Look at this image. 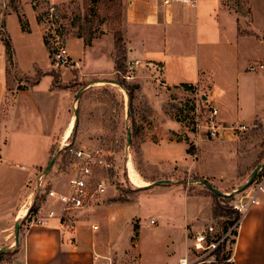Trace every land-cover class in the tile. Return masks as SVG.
I'll return each mask as SVG.
<instances>
[{"label":"crops","instance_id":"obj_1","mask_svg":"<svg viewBox=\"0 0 264 264\" xmlns=\"http://www.w3.org/2000/svg\"><path fill=\"white\" fill-rule=\"evenodd\" d=\"M247 1L249 5L243 10L242 7L227 5L224 0H196L195 3L126 0L123 34L129 60L158 62L170 86L196 84L208 72L214 76L211 71L214 65L218 75L224 77V82L217 79V74L214 77L213 86L217 92L211 101L219 110L220 121L228 126L226 130L208 141L198 138L192 151L184 141L159 144L152 160L146 151L147 165L161 167L162 162L171 165L160 173L155 171L156 176L161 177L178 166L190 175L186 182L200 186L199 191L191 192L183 184H171L174 194L184 198L187 207V213L181 220L182 228L176 237L178 255L172 262L175 264L182 255L183 246H188L190 241L188 232L184 234V227L188 228L190 224L195 230L199 229L213 215L214 196L201 181L209 180L222 192L232 193L233 198H237L240 195L234 193L235 190L248 180L264 150V68L259 67L264 63V0ZM11 18L19 21L16 14H11L7 22ZM18 27L21 38L27 40L29 34L22 30L20 22ZM14 49V62L23 72L32 75L38 67L45 72L49 70L47 59L40 63L36 57H30L25 63L18 58L15 44ZM7 55V49L0 55V246L8 245L0 249H12L14 243L15 246L6 259L0 260V264H104V261L94 259L96 253L107 254L102 243L107 234L100 232L101 220L94 215L98 213L96 208L84 210L72 224H63L58 219H51L43 226L22 223L32 198L31 187L27 185L32 178L30 175L46 171L55 154L54 144L57 141L60 150L65 131L71 122L75 126L78 118H72L66 126L69 110L65 107V89L52 87L50 75H44L30 89L13 94L6 81ZM248 71L255 74L244 84L239 76ZM230 76L233 78L231 82L228 80ZM10 93L12 97H9ZM24 99L29 100L26 102ZM36 119L42 125L41 131L27 127ZM16 123L24 125L21 130L15 129ZM253 123L257 127L246 130L248 134L245 136L243 131L231 129L239 124L250 126ZM18 137L32 142L44 138L46 147L41 160L27 163L22 154L14 153L11 146ZM214 154L218 157L215 171L210 165ZM195 176L200 180H194ZM259 199L260 202L239 220L235 240L227 254L228 260L222 264H264V191ZM202 200L209 205V213L205 215L194 210ZM117 206L111 204L103 209L110 210L104 216L109 217L105 224H116L113 210ZM154 217L158 221L159 217ZM17 221L20 222L18 243L15 236ZM145 223L149 227L154 226L150 221ZM95 224L100 227L93 229ZM116 235L118 233L114 232L112 236L117 237L116 244H126L122 233L119 237ZM10 241L12 245H9ZM167 255L171 258L169 253ZM168 263L171 262L166 261L165 264Z\"/></svg>","mask_w":264,"mask_h":264},{"label":"rangeland","instance_id":"obj_2","mask_svg":"<svg viewBox=\"0 0 264 264\" xmlns=\"http://www.w3.org/2000/svg\"><path fill=\"white\" fill-rule=\"evenodd\" d=\"M224 1L227 5L242 7L243 10L249 5L247 0ZM119 5L121 8L117 10ZM125 5L126 0H97L96 3L91 0H0V55L7 49L6 41H10L12 54L7 51L5 70L7 86L13 94L25 88L30 89L36 78L50 75L52 87L65 89V107L69 110L66 126L72 118H76V111L78 112L75 126L61 149H58L57 141L54 144V156H57L55 166L48 172L45 171L50 182L58 186L67 183L73 162L69 146L92 148L101 144L112 151L114 167L109 174L110 185L100 200L86 210L96 208L95 212H98L94 215L101 220V227L98 226L100 232L107 234L102 241L107 253L114 254L119 264L172 263L177 259L176 237L182 228L181 220L187 213V207L185 199L174 194V186L171 184H183L191 192L199 191L200 186L186 182L190 175L178 166L172 167V170L161 177L156 176L155 173H160V170L171 168L170 163L162 162L161 167L150 166L145 162V155L147 151V157L152 160L155 147L159 144L184 141L190 150H194L198 138L201 137L203 141L214 139H208L205 134L212 124L211 114L216 107L211 97H216L217 90L213 83L218 73L214 65L211 70L214 76L210 72H204L205 77L196 84H188L187 87L183 84L170 86L158 62L129 60L127 45L124 51L115 47L117 31L122 32L124 39ZM11 14L21 17L20 26L29 34L27 40L21 38L18 27L20 21L17 18H11L7 22ZM92 37V44L86 45V41ZM14 44L22 62L27 63L30 57H36L40 63L48 60L49 70L45 72L38 67L32 75L20 70L14 62ZM60 48H66L68 52L65 65H58L54 60V54ZM117 61L123 65L121 70L120 67L118 69ZM251 72L240 75L239 80L244 84L248 83L255 74ZM217 79L224 82L223 76L218 75ZM228 80L231 82L233 78L230 76ZM63 84L65 87L61 86ZM132 86L137 88L132 90ZM130 90L133 92L132 96ZM79 92L81 94L77 99ZM9 97H12L11 93ZM24 100L28 102L29 99ZM37 119L35 123L27 125L28 129L32 127L34 130H42ZM215 119L220 120L219 115ZM20 123H16L15 129L21 130L24 125ZM245 132L244 136L248 134ZM45 145L44 138L32 142L18 137L14 139L11 149L14 153L22 154L23 159L30 163L41 160ZM217 158L214 154L210 161L214 171L217 169ZM129 161L133 162L147 185L137 186L131 182L127 166ZM150 163L156 164L155 161ZM30 177L32 178L27 185L32 187L36 175L33 173ZM160 179H169L171 182L149 186ZM163 186L171 187L166 189ZM229 201L231 200L222 204L229 205ZM111 204L114 207L118 205L113 207L117 221L112 225L105 224L109 217H104L110 210H103ZM215 208L213 203V215L207 220V224L214 220L217 230H221L222 224L234 214ZM194 210L199 215H205L209 213V205L202 200ZM154 216L159 217L158 221ZM149 221L153 227L146 225L145 222ZM22 223L28 225L25 219ZM135 226L139 228L137 234ZM187 227L183 229L184 234L188 232L191 237L195 229L190 224ZM114 232L118 233V237L122 233L126 244H116L117 237H112ZM234 240L235 235H230L227 247H231ZM191 244L189 241L188 246H183L181 257L187 253ZM9 245H12L11 241ZM12 249L5 250L1 256L3 260L11 254ZM228 252L229 249L226 254ZM167 253L171 258H168Z\"/></svg>","mask_w":264,"mask_h":264},{"label":"built area","instance_id":"obj_3","mask_svg":"<svg viewBox=\"0 0 264 264\" xmlns=\"http://www.w3.org/2000/svg\"><path fill=\"white\" fill-rule=\"evenodd\" d=\"M169 3L172 0H163ZM191 1L196 0H180ZM68 59L66 48H60L54 54L56 64L65 65ZM138 63V62H136ZM264 68V63L259 64ZM251 69H255L251 67ZM207 98V97H206ZM219 110L214 107L212 111L211 125L206 131V136L218 137L228 126L218 118ZM257 127L256 123L239 124L232 126L231 129L243 131ZM61 149V148H60ZM69 151L73 157L71 163V173L66 184L54 185L48 180L45 171L35 172L36 179L31 187V202L28 206L25 220L29 226H43L49 223L51 219H58L63 224H72L75 217L89 208L93 203L100 200L110 185L111 169L114 167L113 153L103 145L96 147L78 148L69 146ZM1 157V156H0ZM1 160V158H0ZM25 169L24 166H22ZM264 191V170L257 176L255 181L246 190L239 193V197L231 199L229 206L235 212L240 214V218L228 230H224L222 224L221 230H217L214 220L203 223L199 229L193 230V235L189 237L192 242L187 253L180 257L178 264H219L220 256L227 255V241L230 235L236 237L237 227L241 217L254 205L260 202L259 195ZM93 229H98V225H93ZM98 262L104 261V264H119L112 253H96L94 256Z\"/></svg>","mask_w":264,"mask_h":264},{"label":"trees","instance_id":"obj_4","mask_svg":"<svg viewBox=\"0 0 264 264\" xmlns=\"http://www.w3.org/2000/svg\"><path fill=\"white\" fill-rule=\"evenodd\" d=\"M119 1L121 2V0H119ZM91 2H92V3H96L97 0H91ZM117 7H118V8H117ZM117 7H116V9L118 10V9L121 8V5H119V6H117ZM92 10H94V7H92ZM119 16H120V13H119ZM19 21H20V23H22L21 17L19 18ZM92 40H93V37L90 38L89 40H87V41H86V45H91V44H92ZM5 46H6L8 52H10V51L12 50V45H11L10 41H6ZM115 47L117 48V50H123V51L126 50L125 40H124L123 37H122V32H121V31H117V32H116ZM10 53H11V52H10ZM125 53H126V52H125ZM11 54H12V53H11ZM117 65H118V69H119V67H120L119 70H121V68L123 67V65L121 64L120 61H117ZM40 79H41V78H39V77L36 78V79L34 80V82L32 83V86H31V87H33V86H35L36 84H38L39 81H40ZM183 85L186 86V87L189 86L188 84H183ZM61 86H62V87H63V86L65 87L64 84L61 85ZM134 88H137V86H132V87H131L132 90H133ZM25 89H26V88H25ZM130 95H131V96L133 95V92H131V90H130ZM189 151H192V150H190V148H189ZM262 162H264V150L262 151L261 156H260V159L257 161L256 166H258V165L261 164ZM263 170H264V169H263ZM263 170L259 172L258 176L261 175V173L263 172ZM194 180H200V178H198V177L195 176V177H194ZM209 190H210V189H209ZM210 192H211L212 195L214 196V207H216L215 210H220L221 212H224V211H225V212H228V213L232 212V213L234 214L233 217L230 218L229 220H227V222L224 224V230L226 231V230H228L232 225H234L235 222H237V220L240 218V214H239L238 212H235L234 210H232V209H231L229 206H227L226 204H222V203L226 202L227 200H231V199L233 198V194H231V195H227V196H222V195L215 194L212 190H210ZM134 231H135V233L137 234L138 231H139V228H138L137 226H135V227H134ZM235 233H237V232H235ZM4 253H5V252L0 253V260H3V257H1V256H2ZM227 260H228L227 255L220 256V263H219V264H222V263H224V262L227 261Z\"/></svg>","mask_w":264,"mask_h":264},{"label":"water","instance_id":"obj_5","mask_svg":"<svg viewBox=\"0 0 264 264\" xmlns=\"http://www.w3.org/2000/svg\"><path fill=\"white\" fill-rule=\"evenodd\" d=\"M81 92H79L77 94V99L78 97L80 96ZM78 117V112L76 111V118ZM131 139V136H130V132H129V141ZM56 158L57 156H53L51 158V160L49 161L48 165H47V168H46V172H48L52 166L54 165L55 161H56ZM264 169V162H262L261 164H259L258 166H256L252 172L250 173V176L248 178V180L241 184L236 190L234 193H241L243 192L244 190H246L249 186L252 185V183L255 181V179L257 178L258 174L260 171H262ZM171 180L169 179H160V180H156L154 182H152L149 186H154V185H162V184H167V183H170ZM201 183L206 186L208 189L212 190L215 194H218V195H222V196H227V195H231L232 193L230 194H226L224 192H222L221 190H219L218 188H216L215 186H213L210 182L206 181V180H202ZM19 230H20V222L17 221L16 224H15V236H16V243L19 242ZM6 248H2L0 249V253L3 252Z\"/></svg>","mask_w":264,"mask_h":264},{"label":"bare ground","instance_id":"obj_6","mask_svg":"<svg viewBox=\"0 0 264 264\" xmlns=\"http://www.w3.org/2000/svg\"><path fill=\"white\" fill-rule=\"evenodd\" d=\"M73 123L74 122H71V124L69 125V127L65 131L64 138H63V141L64 142L66 141V139L71 134V130H72V127H73ZM127 166H128L129 178H130V180H131L132 183H134L137 186H145V185H147L146 182L142 179V177L139 175V173L135 169L132 161H129L128 164H127Z\"/></svg>","mask_w":264,"mask_h":264}]
</instances>
